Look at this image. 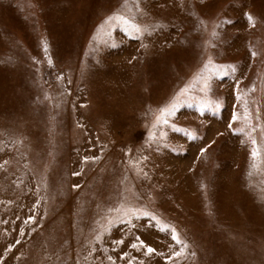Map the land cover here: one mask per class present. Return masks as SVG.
Returning a JSON list of instances; mask_svg holds the SVG:
<instances>
[{"label":"rangeland","instance_id":"374dc122","mask_svg":"<svg viewBox=\"0 0 264 264\" xmlns=\"http://www.w3.org/2000/svg\"><path fill=\"white\" fill-rule=\"evenodd\" d=\"M259 125L264 0H0V264H169L171 233L117 208L173 225L177 264H264Z\"/></svg>","mask_w":264,"mask_h":264},{"label":"snow or ice","instance_id":"6c2138e0","mask_svg":"<svg viewBox=\"0 0 264 264\" xmlns=\"http://www.w3.org/2000/svg\"><path fill=\"white\" fill-rule=\"evenodd\" d=\"M245 16L247 18V21L249 22L251 27H255L256 26V17L253 16L252 13H245ZM113 20H118L121 21L123 24L127 25L128 27L125 28V31H129L130 29H134L137 33H142L143 29L141 28V26L139 24L134 23L133 21H131L129 18L122 16V15H113V16H109L106 19V23L113 21ZM226 23H232V21H226ZM103 24L100 26L101 28H103ZM206 27V25H205ZM213 36L216 35V32L212 33ZM45 53H47V45H45ZM251 55L253 57H256L258 55V53L253 50L251 52ZM49 63H51V60H49ZM212 61L211 59H209L208 63L205 65V68L208 67V64H211ZM220 71H222L223 75H228L229 73L227 71H224V69L226 68H231L232 71L234 72L235 66L233 65H217L216 66ZM60 79H62V77H59ZM204 80V85L205 88H208L209 85V81L208 78H202ZM255 86H253L254 90ZM188 91V88L185 87L183 89L180 90V92L177 94V97L173 100V102H171L170 104L158 109V115L155 116V123L153 124V127H156L157 124L163 123V124H168V117L171 115H174L177 107L179 106V97L183 96L186 92ZM241 98L240 93L238 92V99ZM245 107H244V117L243 119L246 121V124L249 128V130L246 132V135L248 136L249 140L251 141L252 145L254 146L252 149V157L254 159L261 157V149L259 148V146H257V140L254 136V133L257 130V126L252 124V117L251 114L248 111V107H247V101L245 100ZM201 112L204 111V108L202 107L200 109ZM240 117L237 114H233L232 116V120L235 121L237 119H239ZM231 124L229 125V128H231ZM260 127V131L261 133H264V125H259ZM234 132H241L244 133L245 132V128H236L233 129ZM150 135H152V133H150ZM195 138V137H193ZM206 149H201V152H205ZM88 158L85 157V160H87ZM255 167V165H253ZM115 211L117 212H122L123 215L125 217H127V223L131 224L132 223V218L133 217H148L149 218V222L155 221V227L161 231V232H170L171 233V238L174 241V243L176 245L179 246L178 250H173L171 251V253L166 257L167 261L169 262V264H177V261L180 260L181 258H184L187 255V249H188V244L185 242L184 239L181 238L180 233L177 231V229L167 223V222H163L159 217H157L153 212L145 210V209H138V208H117L115 209ZM29 219H33L32 217H29ZM132 227H135V225L133 224ZM99 238V237H98ZM135 241L136 242H132L131 243V248L132 249H136V250H144L145 255L146 256H151L153 254L156 255H160V256H164L163 252H157V250L149 245H147L145 243L144 240H142L139 236L135 237ZM117 244H123L124 241L123 240H118L116 241ZM129 254L127 252L124 253V256H128ZM108 259L111 261L112 257H108ZM114 264V262H113ZM128 264H135V258L133 257L131 260L128 261ZM142 264V262H141Z\"/></svg>","mask_w":264,"mask_h":264}]
</instances>
